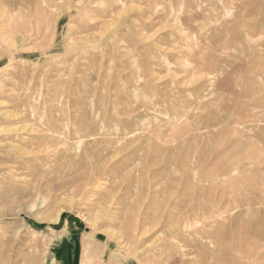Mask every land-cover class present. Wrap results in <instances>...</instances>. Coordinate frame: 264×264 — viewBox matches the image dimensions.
<instances>
[{"label":"rangeland","instance_id":"rangeland-1","mask_svg":"<svg viewBox=\"0 0 264 264\" xmlns=\"http://www.w3.org/2000/svg\"><path fill=\"white\" fill-rule=\"evenodd\" d=\"M36 257L264 264V0H0V264Z\"/></svg>","mask_w":264,"mask_h":264},{"label":"bare ground","instance_id":"bare-ground-1","mask_svg":"<svg viewBox=\"0 0 264 264\" xmlns=\"http://www.w3.org/2000/svg\"><path fill=\"white\" fill-rule=\"evenodd\" d=\"M78 141H79V143H81L80 140H78ZM78 141H77V142H78ZM91 184H92V183H91ZM92 185H93V184H92ZM88 186H90V183H87V185L85 184V187H88ZM88 192H89V191H88ZM250 239H251V238H250ZM86 246H87V245H86ZM86 246H85V250L87 249ZM245 249H246V248H245ZM90 250H91V249L87 250V252L90 251ZM248 250H249V249H248ZM91 252H92V251H91ZM257 254H258V253H257ZM87 256L90 258V260H91V258L93 257V255H92V256L90 255L91 257H90L89 255H87ZM84 257H85V256H84ZM88 257H87V258H88ZM89 258H88V259H89ZM184 258H185V257H184ZM84 259H85V258H84ZM84 259H83V260H84ZM88 259H87V260H88ZM43 260H44V259H43ZM85 260H86V259H85ZM244 260H245V259H244ZM41 261H42V257H41V258H40V257H38V258L36 257V259H33V260L30 262V264H41ZM85 262H86V261H85ZM87 262L90 263V261H87ZM91 262H92V261H91ZM82 263H83V262H82ZM91 264H93V263H91Z\"/></svg>","mask_w":264,"mask_h":264}]
</instances>
